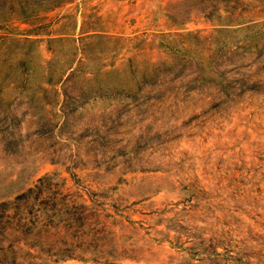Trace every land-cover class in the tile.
<instances>
[{
    "label": "rangeland",
    "instance_id": "1",
    "mask_svg": "<svg viewBox=\"0 0 264 264\" xmlns=\"http://www.w3.org/2000/svg\"><path fill=\"white\" fill-rule=\"evenodd\" d=\"M43 174L103 242L0 264H264V0H0V202Z\"/></svg>",
    "mask_w": 264,
    "mask_h": 264
},
{
    "label": "trees",
    "instance_id": "2",
    "mask_svg": "<svg viewBox=\"0 0 264 264\" xmlns=\"http://www.w3.org/2000/svg\"><path fill=\"white\" fill-rule=\"evenodd\" d=\"M50 178L51 174H43L31 187L15 195L11 201L0 202V234L12 230L26 237L36 229L37 224L38 232L52 236L48 229L61 225L65 235L61 240L56 238L52 243L44 241L43 247L38 246L37 242L30 243L28 249L37 247L53 260L61 257H79L73 251L79 247L80 243L92 246L103 242L101 239L105 233V224L101 219L107 215V212L96 204H85L77 192L53 189ZM90 222L95 228L89 229ZM68 239L71 245L75 243L74 246L67 248L64 245V248L60 249L58 244H63Z\"/></svg>",
    "mask_w": 264,
    "mask_h": 264
}]
</instances>
